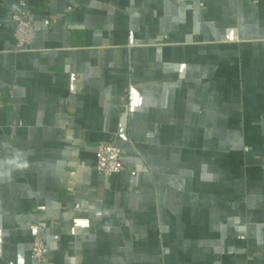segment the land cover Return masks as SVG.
<instances>
[{"label": "crops", "instance_id": "crops-1", "mask_svg": "<svg viewBox=\"0 0 264 264\" xmlns=\"http://www.w3.org/2000/svg\"><path fill=\"white\" fill-rule=\"evenodd\" d=\"M19 1L0 0V264H37L36 223L41 264H264V0H24L17 49Z\"/></svg>", "mask_w": 264, "mask_h": 264}, {"label": "built area", "instance_id": "built-area-1", "mask_svg": "<svg viewBox=\"0 0 264 264\" xmlns=\"http://www.w3.org/2000/svg\"><path fill=\"white\" fill-rule=\"evenodd\" d=\"M11 19L14 22L12 36L17 49H26L33 41L36 28L34 27L29 11L25 7V1L20 0L17 7L11 13ZM56 19L45 18L43 26L47 27L50 24H55ZM96 162L95 169L98 173L109 176L117 173L123 168L121 158V149L115 138H110L106 141H101L96 145ZM35 232L30 244V257L41 264L47 253V246L43 235V225L36 223L34 226Z\"/></svg>", "mask_w": 264, "mask_h": 264}, {"label": "clouds", "instance_id": "clouds-1", "mask_svg": "<svg viewBox=\"0 0 264 264\" xmlns=\"http://www.w3.org/2000/svg\"><path fill=\"white\" fill-rule=\"evenodd\" d=\"M20 167H24V166H26V165H19Z\"/></svg>", "mask_w": 264, "mask_h": 264}]
</instances>
